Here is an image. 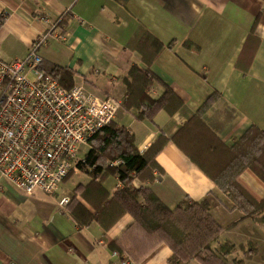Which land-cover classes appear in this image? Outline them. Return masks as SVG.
<instances>
[{"label": "crops", "instance_id": "crops-1", "mask_svg": "<svg viewBox=\"0 0 264 264\" xmlns=\"http://www.w3.org/2000/svg\"><path fill=\"white\" fill-rule=\"evenodd\" d=\"M64 14L65 23L58 25ZM0 17L1 58L23 57L34 38L51 32L40 50L43 61L72 68L75 84L104 96L124 98L130 66L145 67L135 50L139 37L147 30L158 38L164 46L149 68L180 97L182 106L172 114L159 110L152 120H137L135 110L121 107L113 122L134 134L140 153L161 145L155 153L160 171L154 170L149 184L160 200L174 207L185 197L206 198L211 216L224 228L218 243L253 240L258 253L246 264H261L260 225L234 209L169 138L213 93L204 120L227 146L249 126L264 127V0H0ZM163 91L161 83L149 87L152 97ZM86 178L82 184L91 177ZM239 181L255 198L264 196V183L250 170ZM103 185L112 194L119 183L109 176ZM132 185L142 182L134 178ZM75 186L72 182L70 191L60 194L58 189L53 195L5 187L0 197V264H118L107 240L119 237L131 216L125 214L108 230L95 222L79 227L58 204ZM123 254L133 264H167L170 250L160 243L138 263Z\"/></svg>", "mask_w": 264, "mask_h": 264}, {"label": "trees", "instance_id": "trees-1", "mask_svg": "<svg viewBox=\"0 0 264 264\" xmlns=\"http://www.w3.org/2000/svg\"><path fill=\"white\" fill-rule=\"evenodd\" d=\"M66 18V14L62 15L58 25H63ZM256 21L257 18L250 37ZM2 22L0 17V26ZM163 46L158 38L145 30L135 47L145 67L131 65L123 80L125 95L121 107L135 110L137 120H152L159 110L172 114L183 104L171 87L163 84L149 68ZM38 69L65 88L75 85V72L68 66L42 61ZM153 83L163 85L164 91L158 97L149 94ZM215 96L216 93L210 95L169 140L226 194L234 209L244 217L264 223V196L255 198L239 181V176L248 169L264 183V127L249 126L232 145L227 146L204 120V112ZM89 144L91 148L85 161L78 165L91 178L85 184H77L65 204L68 214L79 227L95 222L108 230L128 214L132 222L119 237L107 240L111 251L119 255L126 253L138 263L158 244L164 243L170 250L167 264H188L193 260L200 264H226L235 245L228 241L218 243L224 228L211 216L209 201L206 198L190 201L185 197L176 206L168 207L149 186L155 177L154 170L160 171L155 160V153L161 146L159 143L140 153L134 134L111 122L94 135ZM116 159L122 162L117 166L109 163ZM109 176H115L120 183L112 194L103 185ZM134 178H138L142 185L134 187ZM233 226L231 224L228 228ZM247 246L244 253L250 259L256 255V244L248 241ZM239 247L244 250L242 245ZM234 264L242 262L238 259Z\"/></svg>", "mask_w": 264, "mask_h": 264}, {"label": "built area", "instance_id": "built-area-1", "mask_svg": "<svg viewBox=\"0 0 264 264\" xmlns=\"http://www.w3.org/2000/svg\"><path fill=\"white\" fill-rule=\"evenodd\" d=\"M50 36L34 38L21 58L0 57V197L7 185L53 195L70 173L81 172L89 140L114 121L122 105L123 97L100 95L83 84L68 89L40 71V50ZM112 256L118 264H133L125 254Z\"/></svg>", "mask_w": 264, "mask_h": 264}, {"label": "rangeland", "instance_id": "rangeland-1", "mask_svg": "<svg viewBox=\"0 0 264 264\" xmlns=\"http://www.w3.org/2000/svg\"><path fill=\"white\" fill-rule=\"evenodd\" d=\"M109 96H112V95H109ZM112 97H114V96H112ZM115 98H118V99H121V97H115ZM109 162H111V161H109ZM71 175L69 176V177H72L73 175L75 176L74 177V181L72 180V179H70V180H67V181H65V184L63 183V185L59 188V190H58V192L60 193H64L65 191H70L71 190V188H72V182H73V184L74 185H77V184H79V183H83V182H85L86 180H87V178H86V176H88V174H86V173H84L82 170H81V172H76V173H70ZM66 179V178H65ZM62 190V191H61ZM60 193V194H61ZM72 193V192H71ZM225 194V193H224ZM226 195V194H225ZM227 197V196H226ZM228 198V197H227ZM229 199V198H228ZM231 204L233 205V203L231 202ZM251 219V218H250ZM254 221V220H253ZM258 225H260V229H258L259 231H260V233L261 234H263L264 233V223H258ZM262 239V241L264 242V235H262V237H261ZM248 241H253V240H247L246 242H244V243H239V244H237V245H235V247H234V249L232 250V252L227 256V260H226V264H234V260H238V259H240L241 260V262H242V264H246V261H250V260H253V258H255V256L257 255V253H258V250H257V252H256V255L255 256H253V257H251L250 259H248V258H246L245 257V251L247 250V248H248V246H247V242ZM254 242V241H253ZM255 243V242H254ZM256 244V243H255ZM240 245H242L243 246V248H244V250H242V249H240ZM262 245H263V243H262ZM256 249H257V246H256ZM263 253H264V251H263ZM260 254V253H259ZM261 257L262 256H259L258 257V260H260L261 261V264L263 263L264 264V259L262 258V260H261ZM257 261V260H256ZM256 261H253V264L255 263V264H259V263H257ZM200 264V263H199Z\"/></svg>", "mask_w": 264, "mask_h": 264}]
</instances>
